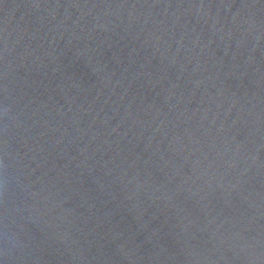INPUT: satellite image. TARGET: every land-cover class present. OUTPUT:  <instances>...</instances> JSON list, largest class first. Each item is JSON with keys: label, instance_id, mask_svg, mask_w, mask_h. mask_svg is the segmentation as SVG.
Wrapping results in <instances>:
<instances>
[{"label": "water", "instance_id": "1", "mask_svg": "<svg viewBox=\"0 0 264 264\" xmlns=\"http://www.w3.org/2000/svg\"><path fill=\"white\" fill-rule=\"evenodd\" d=\"M0 264H264V0H0Z\"/></svg>", "mask_w": 264, "mask_h": 264}]
</instances>
